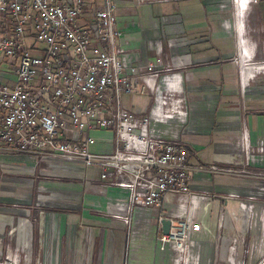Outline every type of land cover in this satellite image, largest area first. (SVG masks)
<instances>
[{
    "label": "crops",
    "instance_id": "0c3cea01",
    "mask_svg": "<svg viewBox=\"0 0 264 264\" xmlns=\"http://www.w3.org/2000/svg\"><path fill=\"white\" fill-rule=\"evenodd\" d=\"M112 1L117 6L116 28L123 32L118 43L130 63L145 65L160 57L159 82L168 67L181 76L184 93L175 103L182 106L185 122H153L151 128L177 130L167 138L187 148L192 194L169 193L160 205L137 209L127 223L106 215L112 203L129 196L107 187L114 180L111 173L105 185L99 166L52 161L35 180L54 196L44 209H34L38 219L32 223L25 205L36 186L34 179L21 175L36 164L29 156L0 150V256L5 240L9 255L21 261L25 253L34 254L39 264H264V157L248 167L239 161L246 146L264 145V74L250 78L243 88L237 63L241 39L252 60L264 62V0L245 10L239 2L237 30L230 0ZM138 75L142 82L148 74L140 69ZM124 97L137 98L123 104L148 118L160 105L153 91ZM171 105L166 102L165 110ZM91 134L97 139L94 145L109 148L100 154L114 150L112 131ZM45 177L55 183L40 181ZM228 198L233 202L227 203ZM203 199L211 205L205 206ZM198 205L202 230L190 233L193 246L188 258L181 259L171 243L161 244L162 222L182 219Z\"/></svg>",
    "mask_w": 264,
    "mask_h": 264
},
{
    "label": "built area",
    "instance_id": "2783aa9c",
    "mask_svg": "<svg viewBox=\"0 0 264 264\" xmlns=\"http://www.w3.org/2000/svg\"><path fill=\"white\" fill-rule=\"evenodd\" d=\"M164 1L169 0L157 2ZM260 1L248 0L244 10ZM234 4L237 12L238 0ZM116 9L112 0H0V68L4 63L11 70L0 69V150L29 156L35 164L99 166L103 184L111 173L114 180L107 187L129 193L106 215L131 223L137 209L156 207L169 193L190 196L193 175L186 146L167 138L177 130L151 128L153 122L183 118L182 106L175 103L184 93L181 76L168 67L159 82L160 57L145 65L130 63L118 43L123 32L116 28ZM238 42L237 63L246 88L250 78L264 74V62L252 60L247 46ZM140 69L148 74L142 82ZM148 91L160 101L152 118L123 104L124 96ZM168 101L172 105L165 110ZM94 131L113 132L112 152H92ZM244 152L246 166L256 164L264 157V145L246 146ZM198 207L182 219H170V233L160 239L163 246L171 243L181 259L193 246L190 233L202 230ZM15 262L16 255H9L7 264Z\"/></svg>",
    "mask_w": 264,
    "mask_h": 264
},
{
    "label": "rangeland",
    "instance_id": "374dc122",
    "mask_svg": "<svg viewBox=\"0 0 264 264\" xmlns=\"http://www.w3.org/2000/svg\"><path fill=\"white\" fill-rule=\"evenodd\" d=\"M230 12L229 13H231V16H230V18H231V20H232V23H233V27H234V29L235 30H237V18H238V13L236 12V8H235V4H234V0H231V6H230V10H229ZM9 67H8V65H6V64H1V70H2V72H4V70H8V71H11V70H9L8 69ZM137 99V98H135V97H123V101H125V103H127V101L129 100V99H131V100H134V99ZM92 149V152H98L99 153V150L100 151H104V150H107V149H109L107 146H103V145H94V147H92L91 148ZM100 153H102V152H100ZM245 154V153H244ZM244 154L242 155V156H244ZM243 161L244 163H245V158L243 157H241V158H239V161ZM37 166H36V168L34 167V168H32V169H30L31 171H29V172H27V174H23V175H21V177H23V178H25V179H34V182H35V186H36V191H34V197L31 199V201H30V203L29 204H26L25 206H26V209H25V211H30L29 213H31L30 214V217H28V219H30V221H32V223L33 222H35V220H37L38 218H37V216H36V213L35 212H37V209L39 210V208H42L43 207V209L45 208L44 206H46V205H48L49 203H51V201H52V198H53V194H51V193H48L43 187H41L40 185H36V181L37 180H35V176H37V173L41 170V169H43V168H46L47 166H49V165H47V164H36ZM248 167V166H247ZM227 172H230V173H234V172H236V171H233L232 169H227L226 170ZM240 173H241V171H239ZM49 177V179H51V177L50 176H48ZM48 177H45L46 179H41L40 181H43L44 183H46V185H47V183H55L53 180H50V181H48L49 179H48ZM45 185V186H46ZM262 187V189H263V192H264V185L263 186H261ZM261 187H259V186H257V189L259 190L260 189V191H261ZM43 188V189H42ZM258 190H256V191H258ZM40 195L42 196V197H40ZM230 201V202H229ZM229 202V204L230 203H232L233 201L230 199V198H228V201H227V203ZM34 209H35V212H33L34 211ZM215 213H216V211H215ZM43 216H45L44 214L42 215V217ZM22 218H24V222H25V220H26V218L23 216ZM4 242H5V240H4ZM4 242H3V246H2V256H0V264H7V261H8V257H9V254L7 253V252H9V249H8V247H6L5 245H4ZM26 249V248H25ZM27 251H28V249H26ZM185 253H187V250H186V252ZM16 255V254H15ZM34 254H27V253H25V257H23V260H19V258H18V256L16 255V262H15V264H39V260L37 261V260H35L34 259Z\"/></svg>",
    "mask_w": 264,
    "mask_h": 264
},
{
    "label": "water",
    "instance_id": "95a60500",
    "mask_svg": "<svg viewBox=\"0 0 264 264\" xmlns=\"http://www.w3.org/2000/svg\"><path fill=\"white\" fill-rule=\"evenodd\" d=\"M171 223V220H165L162 222L164 235H168L170 233Z\"/></svg>",
    "mask_w": 264,
    "mask_h": 264
},
{
    "label": "bare ground",
    "instance_id": "6f19581e",
    "mask_svg": "<svg viewBox=\"0 0 264 264\" xmlns=\"http://www.w3.org/2000/svg\"><path fill=\"white\" fill-rule=\"evenodd\" d=\"M239 2H241L242 6L245 7L247 2H248V0H238V4H239ZM238 4H237V13H238V9H239L238 8ZM241 23L243 24V16H242V19H241ZM243 28L244 27L242 26V30L241 31L239 30L241 37H242V34H243ZM241 41H243V40L241 39ZM241 45L245 46V42H242Z\"/></svg>",
    "mask_w": 264,
    "mask_h": 264
}]
</instances>
